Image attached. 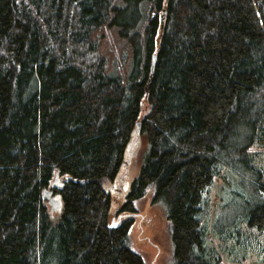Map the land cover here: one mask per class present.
Segmentation results:
<instances>
[{"label": "trees", "instance_id": "trees-1", "mask_svg": "<svg viewBox=\"0 0 264 264\" xmlns=\"http://www.w3.org/2000/svg\"><path fill=\"white\" fill-rule=\"evenodd\" d=\"M258 148L264 0H0V264H145L129 230L150 187L171 264H264ZM234 174L252 198L207 227Z\"/></svg>", "mask_w": 264, "mask_h": 264}, {"label": "rangeland", "instance_id": "rangeland-1", "mask_svg": "<svg viewBox=\"0 0 264 264\" xmlns=\"http://www.w3.org/2000/svg\"><path fill=\"white\" fill-rule=\"evenodd\" d=\"M137 146L133 148L135 151H138ZM257 150L264 152L261 148ZM232 179V184L227 186L224 179L217 176L214 185L204 194L207 203L204 205L203 220L207 227L215 222L237 224L238 215L247 206L245 202L252 198L248 178L240 181L234 174ZM153 196L154 190L150 187L134 201L136 211L129 230L130 245L142 256L145 264H171L173 243L169 222L163 203L155 201Z\"/></svg>", "mask_w": 264, "mask_h": 264}, {"label": "water", "instance_id": "water-1", "mask_svg": "<svg viewBox=\"0 0 264 264\" xmlns=\"http://www.w3.org/2000/svg\"><path fill=\"white\" fill-rule=\"evenodd\" d=\"M155 61H156V55H153L152 56L151 70H153ZM136 127H137V129H139L140 122L136 123ZM61 186H63V183L60 181L59 177L56 175L55 179L52 181L50 187L51 188H57V187H61ZM42 195H43L44 198H46L47 203L50 205V211L51 212L60 210L61 202H60V199H59L58 195H52V190H50V189H44L42 191Z\"/></svg>", "mask_w": 264, "mask_h": 264}]
</instances>
